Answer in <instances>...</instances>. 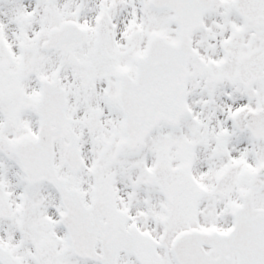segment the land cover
Returning a JSON list of instances; mask_svg holds the SVG:
<instances>
[{
	"label": "snow or ice",
	"instance_id": "6c2138e0",
	"mask_svg": "<svg viewBox=\"0 0 264 264\" xmlns=\"http://www.w3.org/2000/svg\"><path fill=\"white\" fill-rule=\"evenodd\" d=\"M0 264H264V0H0Z\"/></svg>",
	"mask_w": 264,
	"mask_h": 264
}]
</instances>
